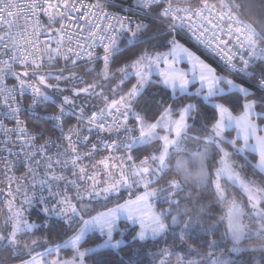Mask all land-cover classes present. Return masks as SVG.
<instances>
[{
    "label": "snow or ice",
    "instance_id": "obj_1",
    "mask_svg": "<svg viewBox=\"0 0 264 264\" xmlns=\"http://www.w3.org/2000/svg\"><path fill=\"white\" fill-rule=\"evenodd\" d=\"M0 184V264H264V0H0Z\"/></svg>",
    "mask_w": 264,
    "mask_h": 264
},
{
    "label": "trees",
    "instance_id": "obj_2",
    "mask_svg": "<svg viewBox=\"0 0 264 264\" xmlns=\"http://www.w3.org/2000/svg\"><path fill=\"white\" fill-rule=\"evenodd\" d=\"M0 187H3V185L0 184ZM216 211H217L218 214H222L223 211H224V209L221 208L219 205H217V207H216ZM221 231H223L222 228H221ZM124 255H125L124 253H117V254L115 255V257L113 258V260H112V264H116V261H118V260H119L121 257H123ZM150 259H151V257H147V258H146V264H147V261L150 260Z\"/></svg>",
    "mask_w": 264,
    "mask_h": 264
},
{
    "label": "built area",
    "instance_id": "obj_3",
    "mask_svg": "<svg viewBox=\"0 0 264 264\" xmlns=\"http://www.w3.org/2000/svg\"><path fill=\"white\" fill-rule=\"evenodd\" d=\"M193 50L195 51L196 49H195V47H193ZM199 54V53H198Z\"/></svg>",
    "mask_w": 264,
    "mask_h": 264
},
{
    "label": "rangeland",
    "instance_id": "obj_4",
    "mask_svg": "<svg viewBox=\"0 0 264 264\" xmlns=\"http://www.w3.org/2000/svg\"><path fill=\"white\" fill-rule=\"evenodd\" d=\"M17 175H20V173H17Z\"/></svg>",
    "mask_w": 264,
    "mask_h": 264
}]
</instances>
